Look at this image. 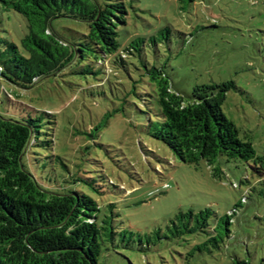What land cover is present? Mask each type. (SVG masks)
<instances>
[{
	"label": "rangeland",
	"instance_id": "374dc122",
	"mask_svg": "<svg viewBox=\"0 0 264 264\" xmlns=\"http://www.w3.org/2000/svg\"><path fill=\"white\" fill-rule=\"evenodd\" d=\"M93 1L101 6L125 5L126 25L118 28L117 42L125 47L144 40L140 56L129 57L126 69L109 75L98 87L105 76L91 59L78 67L90 63L87 69L92 68L95 77L79 74V68L73 67L25 89L0 80V89L17 97L12 103L2 96L0 114L39 119V140L48 142L32 148L24 160L27 169L46 188L66 187L99 198L94 189L103 193L100 197L106 203L116 205V224L128 238L129 232L133 234L134 244L124 247L117 241L119 245L112 248L105 243L99 264H230L234 255L250 264H264V188L260 186L239 210L243 227L239 233L247 238L242 250L236 240H230L226 250L212 253L215 261L199 254L196 240L190 237L155 239L157 230L167 236V226L179 212L208 208L223 217L246 188L245 184L235 190L232 184L246 175L250 181L253 177L244 163L225 158L212 165L180 163L142 131L144 115L131 102L145 107L130 91L132 80L137 92L150 90L146 70L152 66L163 68L173 88L184 95L195 86L232 81L236 90L227 94L223 113L240 138L258 154L264 152V0ZM51 29L69 42L83 40L87 33L85 23L71 18L52 21ZM26 32L23 18L0 5V39L19 45ZM124 96L130 104L122 102ZM121 107L125 115L116 112ZM105 115L108 122L102 126ZM91 130L94 141H90ZM217 169L223 173L220 178L214 175ZM140 239L144 248L138 244Z\"/></svg>",
	"mask_w": 264,
	"mask_h": 264
},
{
	"label": "trees",
	"instance_id": "16d2710c",
	"mask_svg": "<svg viewBox=\"0 0 264 264\" xmlns=\"http://www.w3.org/2000/svg\"><path fill=\"white\" fill-rule=\"evenodd\" d=\"M177 1L193 4L198 0ZM0 5L19 14L26 24L27 32L19 45L0 39V80L17 88L34 86L42 78L78 67L87 59L105 76L98 87L107 82L109 75L126 69V60L140 56L143 48L141 39L125 47L117 42V30L126 25L128 15L122 2L101 6L92 0H0ZM60 18L85 23L83 40L69 42L57 36L51 23ZM151 43L155 45L154 40ZM87 67L90 63L78 67L77 73L95 77L93 69L88 71ZM146 75L150 90L137 92L135 80L130 90L145 110L135 101L131 105L144 115L140 121L142 131L151 140L163 144L180 163L195 165L204 161L212 165L218 158H225L227 162L244 163L253 177L250 181L246 175L238 184H232L235 190L245 184L246 188L240 201L223 217L218 218L208 208L179 212L170 220L167 236L157 230L155 239L190 237L196 240L199 254L215 261L212 253L226 250L230 240H236L242 250L247 238L239 233L243 232L239 210L255 187L264 188V152L258 154L249 141L240 138L236 126L223 113L227 94L236 90L234 82L195 86L190 95H184L173 88L163 68L152 66ZM1 89V97L17 102L13 91ZM126 96L122 102L130 104ZM124 110L121 107L116 112L125 115ZM109 115L104 116L102 126ZM39 126L37 118L17 120L0 114V264H99L105 243L112 248L119 245L117 241L124 247L133 245V234L129 232L128 238L126 231H121L115 220L116 205L101 199L102 192L92 189L99 196L96 198L66 187L49 189L27 169L24 160L32 148L48 143L39 140ZM89 137L95 140L92 130ZM221 174L217 169L214 175L220 178ZM138 244L144 248L141 239ZM145 245L148 247L149 242ZM230 264L250 263L234 255Z\"/></svg>",
	"mask_w": 264,
	"mask_h": 264
},
{
	"label": "built area",
	"instance_id": "2783aa9c",
	"mask_svg": "<svg viewBox=\"0 0 264 264\" xmlns=\"http://www.w3.org/2000/svg\"><path fill=\"white\" fill-rule=\"evenodd\" d=\"M2 89H0V99H1Z\"/></svg>",
	"mask_w": 264,
	"mask_h": 264
}]
</instances>
